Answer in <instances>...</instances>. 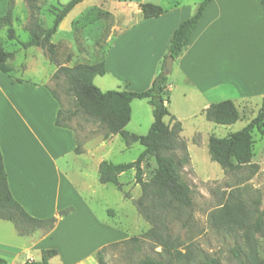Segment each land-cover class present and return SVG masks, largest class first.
Here are the masks:
<instances>
[{"label": "crops", "instance_id": "obj_1", "mask_svg": "<svg viewBox=\"0 0 264 264\" xmlns=\"http://www.w3.org/2000/svg\"><path fill=\"white\" fill-rule=\"evenodd\" d=\"M84 1L86 0L78 3L61 21L51 38L54 44L63 43L57 36L63 31L68 16ZM115 1L118 16L105 38V46L101 52L102 59L106 62V75L112 74L114 79L125 83L124 88L119 86L120 90L142 91L151 86L161 69L174 30L194 14L198 3L184 5L173 0L169 7L162 6L165 10L163 14L145 18L140 7L142 3L161 5L152 0ZM8 3L9 0H0V16L6 13ZM19 4L17 0L13 10V26L21 41L16 14ZM111 5V0H99L93 7L113 11ZM40 10L41 25L46 28L52 26L54 18L50 22L47 20L44 4ZM74 21L72 18L71 24ZM72 33L68 36L73 42ZM0 36L7 49L11 50L9 44L14 45L12 50L16 51L15 58L19 51L24 54L22 62L13 60V71L10 74L0 71V148L9 186L14 197L32 216L58 218L49 231H36L31 234H21L13 222L0 219V264L39 261L43 251L51 248L57 249L58 254L49 260V264H99L97 251L101 246H107L117 239L92 244L88 248L85 247L87 241L62 246L58 238L66 230L63 227L68 219L73 218L79 208L75 207L70 214L60 215V211L66 207H74L72 198L66 201L63 199L61 186L64 183L75 185L77 179L85 181L90 175L99 181V165L106 159L104 153L97 157L96 153L107 145L97 150H94V146L84 147L82 153H76L73 130L55 124L60 104L52 95L48 83L60 65L54 64L49 68L45 76L46 82L28 79L25 74L40 56L51 62L46 49L37 45L22 48L18 40L8 39L7 28L0 30ZM11 41L14 42L10 43ZM185 47L183 54L174 60L173 71L168 75V107L182 124L181 136L187 142L194 165L192 149L199 153L202 147L206 152L212 134L223 136L218 134L221 128L226 131L225 136L242 129L264 104V8L261 0H211ZM98 60L99 58L95 59ZM17 79H22L23 82ZM101 82L106 84L104 78ZM138 100L140 99L136 98L131 102V120L126 127L134 121L135 109L138 112L141 109L148 111L146 103ZM224 100L233 101L239 110L240 118L233 124H217L206 118L205 110L211 104ZM245 119L248 122H244ZM165 120L170 122L171 117L167 116ZM237 124H240L239 128L234 129ZM118 136L122 138L120 134H115L109 143ZM260 136L264 138V135ZM253 140V162L264 167V150L257 153L254 133ZM71 155L74 167H70L68 157ZM86 155L90 159L85 160ZM92 169L93 173L90 174ZM128 172L136 173L135 169ZM126 173L120 174L121 183ZM224 173L222 169L220 174ZM209 176L214 174L206 177ZM50 181L54 184L49 191L50 199L45 195L42 198L33 196L32 190L39 192L40 185ZM72 190L73 198L89 212L88 221L93 228L97 223L100 234L119 233L118 228L97 220L94 211L85 203L84 195L76 186H72ZM139 196L132 194L131 199ZM83 224L73 226L72 229L86 226ZM16 234L23 239H16Z\"/></svg>", "mask_w": 264, "mask_h": 264}, {"label": "rangeland", "instance_id": "obj_2", "mask_svg": "<svg viewBox=\"0 0 264 264\" xmlns=\"http://www.w3.org/2000/svg\"><path fill=\"white\" fill-rule=\"evenodd\" d=\"M18 1L20 4L16 8V14L18 15L20 27L17 28V31L21 41L19 39L13 40H18L21 45L22 41H26L30 37L29 26L36 24L41 26L40 9L43 8V4L45 7L44 15L50 22L55 17L54 9L56 7L61 8L62 5L70 0H34L31 1V7H29L30 3L28 0ZM21 1H23V4ZM152 1L163 7H169L173 0ZM174 1L189 5L192 2L198 3L199 0ZM98 3L99 0H86L72 11L63 26V31L57 36V39H62L63 43L57 45L56 62H52L50 58L51 62H49L44 56H40L38 61L35 64L33 63L34 65L25 74L28 79L35 82H46L45 76L49 68L54 66V64L73 66L79 62L91 63L96 58L102 59L101 52L105 46V38L116 22L118 8H116V1L111 0L113 11L99 8L93 13L99 17L98 22L86 23L83 21V15ZM72 18L75 21L77 20V22L71 24ZM71 33L73 42L68 36ZM12 42L14 41L10 43ZM12 46L14 45L9 44L11 50L13 49ZM14 59L17 62H22L24 54L19 51L18 56ZM102 78L105 79L106 84L101 82ZM94 83L103 90L119 89V86L124 88L125 84L114 79L112 74H107L106 77L98 76ZM48 85L57 91L64 109H73L74 97L71 92L66 91L67 84L64 76L59 79L51 77ZM138 101L146 103L148 111L141 109L138 112L135 109L134 121L126 129L144 135L148 133L154 121L153 107L147 99ZM246 118L248 117L246 116ZM244 122H248L247 119ZM68 123L73 128L74 134L82 142L80 145L82 148L94 146V150H97L103 145H107L105 149L96 153V157L104 153L106 160L115 163H125L136 160L144 151V147L140 143L128 146L120 136L109 143L112 136L104 138L100 128L84 113L70 116ZM239 126L240 124H237L234 129L239 128ZM218 132V134H223V136L227 134L223 128ZM260 135L258 131L254 132L257 153L260 150H264V138H261ZM192 154L194 165L191 161L185 165L183 176L193 190V207L187 209L178 217H169L168 220L169 235L176 239L177 249L185 252L189 247H197L218 257L222 264H244L243 261L246 259L250 249L257 250L259 255L264 258V220L260 222L259 229L254 226L258 219L259 211L264 209V167L256 163L258 165L257 168L244 166L239 170L222 175L220 174L222 167L219 163L210 159L208 149L205 152L201 147L199 153H195L192 149ZM72 156L68 157L70 167H74ZM84 158L88 160L89 156L86 155ZM156 167L155 158L148 156L144 161L143 167L145 180H149L152 177ZM92 173L93 169L90 174ZM208 174H214V176L206 177ZM122 181V189L113 183L103 184L98 179L96 180L95 177H92V175L85 181L77 179L75 185L62 184L63 199L66 201L72 198L74 205V207H66L63 210L70 208L71 210L68 212L70 214L75 207L76 209L79 208L77 214L73 218L68 219L63 227L66 230L58 238L62 246L67 247L70 243L87 241L88 244L85 247L88 248L92 244L97 245L107 242V240L112 242L117 239L106 246L105 259L108 264H136L145 256H160L158 252L162 250V246L156 244L154 240L141 236L151 227V223L138 212L134 203V199L137 198L131 199L132 194L139 196L142 193L140 184L135 188L136 184H138L136 175L127 172L122 177ZM72 186H76L82 192L85 197V203L94 211L97 220L102 224H110V226L118 228L119 233L116 235L114 233L113 235L111 233L100 234L97 223H95L96 228H93L88 221L89 212L73 198ZM51 187L53 188L54 184L50 181L47 184L40 185L39 192L34 190L31 192L36 198H42V195H45L50 199L51 194L49 191H51ZM126 193L129 197L125 195ZM228 203L243 204L244 210L248 212L250 223L253 225L251 229L247 230L227 222L223 206ZM111 211L114 214H111ZM81 223L86 226L72 229L73 226L76 227ZM37 231L47 232L45 228H40ZM133 235H139L141 239L136 242L126 241ZM16 239L22 240L23 238L16 234ZM174 264L178 263L174 262Z\"/></svg>", "mask_w": 264, "mask_h": 264}, {"label": "trees", "instance_id": "obj_3", "mask_svg": "<svg viewBox=\"0 0 264 264\" xmlns=\"http://www.w3.org/2000/svg\"><path fill=\"white\" fill-rule=\"evenodd\" d=\"M29 7L31 1L28 0ZM83 0H70L56 7L52 26L42 25L29 26L30 37L21 42L23 48L30 46H42L46 49L52 62H56L57 44L51 38L57 31L59 24L65 16ZM211 0H199L197 10L193 15L185 19L174 30L169 44L167 54L161 65V69L153 79L151 86L142 91L128 89L103 90L94 83V79L99 75H106L107 67L105 60L95 62H79L73 66L60 65L52 75L53 79L64 76L67 84V92H71L74 97L73 109H64L61 98L50 86L52 95L58 100L60 107L57 112L55 124L73 130L68 120L72 115L84 113L103 132L104 138H109L115 134H120L128 146L138 142L144 147V151L139 157L131 162L115 163L109 160L101 161L99 165V181L101 183H113L122 189L119 176L123 172L135 169L136 181L141 186L142 193L134 199V203L140 215H142L151 227L141 236L156 241L162 246L158 252L159 257L145 256L136 264H222L220 259L210 253L189 247L183 252L177 249L176 239L169 235L168 220L172 216L178 217L187 209L193 207V190L183 176V168L191 161L186 140L181 136L182 124L172 115L168 107L169 89L168 75L163 72L165 59L168 56L179 58L185 51L192 33L203 16L206 6ZM16 0H9L8 9L0 16V30L7 28V37L10 40L18 39L15 27L13 26V10ZM264 8V0H261ZM143 16L151 18L164 13V8L152 2H144L140 5ZM93 7L83 15L86 23H96L99 17ZM75 23L77 22L74 21ZM16 51L9 50L3 44L0 36V71L10 74L13 71L12 61ZM23 82L22 79H17ZM147 99L153 107L154 121L147 134L138 135L125 130L131 120V102L136 99ZM206 118L217 124L229 125L235 123L240 118V113L231 100L211 104L205 110ZM171 117L167 122L165 118ZM74 131V130H73ZM258 131L264 135V104L242 129L234 131L227 136H217L212 134L209 138L208 149L212 161L220 164L225 173L239 170L244 166L257 168L253 162L254 140L253 133ZM77 142L75 151L82 153L78 136L75 134ZM180 151V153H179ZM148 156L155 158L157 167L149 180L143 177L142 164ZM8 174L5 168L3 154L0 148V219L13 222L21 234H31L45 228L47 231L55 226L58 218L51 216L48 218H38L32 216L23 205L14 197L8 182ZM127 197L128 194H125ZM71 209L60 211V215H67ZM224 216L227 222L238 225L247 230L253 225L250 223L248 212L244 210L242 203L226 204L223 206ZM258 219L254 223L259 229L260 222L264 220V209L259 211ZM139 235H133L126 241H139ZM106 246H101L97 251L99 264H108L105 259ZM58 254L55 248L45 249L42 259L39 261H27L25 264H49V260ZM2 261V259H0ZM244 264H264V258L257 250L250 249L246 255Z\"/></svg>", "mask_w": 264, "mask_h": 264}, {"label": "water", "instance_id": "obj_4", "mask_svg": "<svg viewBox=\"0 0 264 264\" xmlns=\"http://www.w3.org/2000/svg\"><path fill=\"white\" fill-rule=\"evenodd\" d=\"M174 60H175V58H174L173 56H168V57L165 59L163 72H164L166 75H169V74L172 73V71H173V63H174Z\"/></svg>", "mask_w": 264, "mask_h": 264}]
</instances>
